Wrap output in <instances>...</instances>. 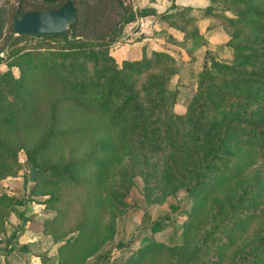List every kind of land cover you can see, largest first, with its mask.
<instances>
[{
    "label": "trees",
    "instance_id": "16d2710c",
    "mask_svg": "<svg viewBox=\"0 0 264 264\" xmlns=\"http://www.w3.org/2000/svg\"><path fill=\"white\" fill-rule=\"evenodd\" d=\"M54 1L40 0L31 9L61 4ZM72 1L76 19L62 33L37 34L44 38L32 50L23 49L27 46L20 39L26 35L15 33L12 23L4 33L0 53L8 48L6 56L14 59L0 69V179L17 171L23 150L30 166L38 169L29 192L48 194L41 202L54 209L51 201L59 196L42 188L39 177L77 186L79 175L91 169L89 179L96 176L101 183L114 162L138 161L145 166L140 169L145 187L152 190L153 183L163 193L182 188L190 206L179 239L160 256L155 251L162 243L145 236L120 256L122 262L264 264V9L248 0L235 17L225 14L234 25L227 40L232 55L214 58L210 68L200 71L182 114L174 108L176 91L168 86L177 72L170 52L151 49L150 55L118 62L110 46L137 17L155 14L167 22L193 7L172 2L158 12L125 0ZM20 7L18 14L26 11ZM201 9L204 15L216 14L212 3ZM25 133H33V139ZM86 139L88 149L80 158L51 160L46 155L60 142L74 145ZM144 152L167 154L159 170L149 165ZM107 192L109 205L121 199L117 192ZM0 202L24 217L14 207L24 199L0 194ZM53 211L43 221V232L58 243L56 264H85L91 256V264L108 259L101 246L114 233L112 219L100 224V214L88 212L68 236V230H60V211ZM2 214L0 210V219ZM162 228L159 220L150 224L152 232ZM14 233L6 237V249L12 247L8 243Z\"/></svg>",
    "mask_w": 264,
    "mask_h": 264
},
{
    "label": "rangeland",
    "instance_id": "374dc122",
    "mask_svg": "<svg viewBox=\"0 0 264 264\" xmlns=\"http://www.w3.org/2000/svg\"><path fill=\"white\" fill-rule=\"evenodd\" d=\"M63 1L55 0L53 4L62 3ZM253 1L258 4L259 8L264 9V0ZM39 2L40 0H0V22L3 24L0 45L3 42L4 33H7V27L12 23L15 10L20 5L22 6L20 8L23 10H29L34 4H38ZM125 2L135 7L134 0H125ZM209 3L213 4L216 12L215 15H204L202 14V9H200L198 11H185L178 17L172 16L167 22L160 17L164 26L171 27V29L179 34V40L169 33L167 29L161 28L158 30V34H156L157 38L140 45L137 39L144 37V35L140 33L139 22H135L134 20V22H128L124 26L123 33L119 38V42L127 45L128 49L131 48L137 56L142 53L150 55L152 47L165 48L171 52L175 59L172 64L177 67V72L172 75L168 86L170 89L176 91L174 108L182 114L186 113L188 103L195 92L197 76L200 71L205 67L210 68V62L214 58L218 60L230 59L232 49L228 45L227 40L234 29V25L225 17V14L235 17L247 6L248 0H214ZM199 21L201 22L202 33L199 32ZM152 26L151 23H148L146 29L149 31ZM184 32L189 36H184ZM25 35L20 39V44L27 46L23 48L24 50L34 49V45L38 43L36 40L39 41L41 38H44L42 35L38 36L37 34ZM47 38L50 39L52 37ZM7 51L8 48L3 49L0 53L3 56L0 62L1 70L6 69L8 64L14 59L13 57L6 56ZM14 68L17 72V68ZM142 78L143 75L141 76ZM31 134L25 133V136L33 139ZM87 149V139L74 145L71 144V141L60 142L48 151L46 155L51 160H65L70 155L80 158L84 156ZM144 154L148 156L147 162L149 165H153L155 170L161 168L167 156L163 152H144ZM128 162L127 160L114 162L111 174L101 183L97 181L96 176L92 180L89 179L91 169H87L85 173L83 172L79 175L82 178V182L77 186L69 184L66 180L50 181L44 177H39L40 179H38L42 188L49 191L52 190V192L58 194V200L52 199L51 204L55 210L60 211V230H68V236H72L75 233V231H72V228L88 212L89 214L93 212L96 215L99 213L98 219L100 224L107 223L112 219L114 233L111 239L105 241L101 246V251H107L109 255L108 259L104 262L105 264H111L112 258L128 255L131 249L139 246L145 236L156 238L162 243L155 251V254L160 256L166 245L179 239L181 224L190 206L189 197L182 188L172 193H166V191L163 193L161 188L158 185L154 186L153 183H151L153 186L152 190L145 187L142 174L140 173V169L142 167L145 168V166H142L138 161H133L130 164ZM125 169L128 172L123 174ZM30 170L31 166L26 160L25 153L23 150H20L17 171L0 179V194H8L12 197L24 199L23 204H15L14 207L22 212L24 217L32 219L33 217L30 215V212L34 210L35 203L48 198V194H42L40 191H36V193L29 192L31 187ZM118 170H122V173L119 174ZM37 171L38 169L35 170L34 175H36ZM151 179V182L154 183L158 181L157 175L151 176ZM108 190L110 192H117L121 198L120 200L114 199L116 203H113L112 206L105 199ZM149 190L151 192L147 193ZM94 194L98 195L94 196ZM96 201L98 203L97 207H91V204ZM21 207L23 208L20 209ZM25 209L26 214L24 213ZM54 209L51 208L52 212H54ZM0 210L3 213L0 219V227L2 226L0 241L2 242L10 233L16 232V229L21 226L22 221L21 219L17 220L13 209L9 210L8 206L2 205L1 202ZM6 211L8 212L5 214ZM155 219L163 224V228L152 232L150 224ZM38 223V221H34L33 225H37ZM46 238L43 236L42 239H38V245L33 244L32 249L40 253L39 257L45 262L44 264H56L54 258L48 257V254L52 256L55 248L49 246V239ZM93 257L88 258L85 264L91 263Z\"/></svg>",
    "mask_w": 264,
    "mask_h": 264
},
{
    "label": "crops",
    "instance_id": "0c3cea01",
    "mask_svg": "<svg viewBox=\"0 0 264 264\" xmlns=\"http://www.w3.org/2000/svg\"><path fill=\"white\" fill-rule=\"evenodd\" d=\"M134 2H135V7L151 5L154 6L158 12H160L166 9L167 7H169V5L172 2H174L178 6L191 5L193 7L192 10L198 11L201 9V7L208 4L210 0H134ZM134 21L139 22L140 33L144 35V37H141L142 39L141 38L137 39V42L140 43V45L147 42H151L153 41V39L157 38L156 34H158V30L161 28L167 29V31L171 33L174 37H176V39L178 40L180 39L178 36L179 34L175 32L173 29H171V27L164 26L163 21H161L160 18L155 14L140 16ZM148 23H151V25H153L149 31L146 29V25H148ZM198 25L200 26L199 32L202 33V27L200 21ZM155 31H157V33H155ZM119 40L110 46V52L113 54L114 57H116V60L118 62H120L124 58L131 59V58H138L141 56V55L139 56L135 55L134 51L131 48L128 49L127 45L120 43ZM152 49H164L170 52L168 49L165 48L152 47ZM35 204L36 206H34V210H31L30 212V215L33 217L32 219L28 217L20 218L17 215V213L14 212V215H16L17 220L21 219L23 223L16 230L15 232L16 234L11 237V241H9L8 243V246H12L10 249H6L5 247H3L6 243L5 240L2 242L0 241V264H42V263L44 264L45 262L42 259H40L41 257H39L40 253H37L32 249L33 247L32 245L33 244L38 245L37 243L39 241L38 239H42L43 236L47 237L46 239H49V246L51 248H55V251L52 252V256L51 254H48V257L54 258L56 262L55 255L57 253L58 243L53 242L51 236L43 232V221L47 217L52 216L53 212L51 209L45 207L42 202H37ZM22 208L23 207H21L20 209ZM24 213L26 214V209ZM34 221H38L39 223L37 225H33ZM22 244H26V247L20 246ZM111 264H126V263L122 262L120 256H118L116 258H112Z\"/></svg>",
    "mask_w": 264,
    "mask_h": 264
},
{
    "label": "water",
    "instance_id": "95a60500",
    "mask_svg": "<svg viewBox=\"0 0 264 264\" xmlns=\"http://www.w3.org/2000/svg\"><path fill=\"white\" fill-rule=\"evenodd\" d=\"M77 17V10L72 0H64L58 7L44 10L29 9L18 14L15 10L12 29L22 34L62 33ZM36 167L32 165L29 178L33 180Z\"/></svg>",
    "mask_w": 264,
    "mask_h": 264
}]
</instances>
